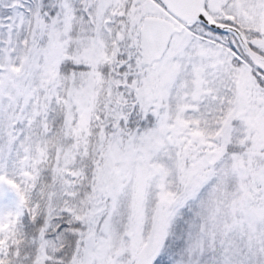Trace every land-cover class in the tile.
Here are the masks:
<instances>
[{"label": "snow or ice", "instance_id": "6c2138e0", "mask_svg": "<svg viewBox=\"0 0 264 264\" xmlns=\"http://www.w3.org/2000/svg\"><path fill=\"white\" fill-rule=\"evenodd\" d=\"M0 264H264V0H0Z\"/></svg>", "mask_w": 264, "mask_h": 264}]
</instances>
